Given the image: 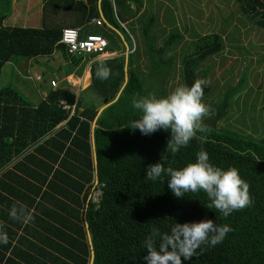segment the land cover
<instances>
[{"label": "trees", "instance_id": "1", "mask_svg": "<svg viewBox=\"0 0 264 264\" xmlns=\"http://www.w3.org/2000/svg\"><path fill=\"white\" fill-rule=\"evenodd\" d=\"M43 4L42 28L6 26L8 16L0 17V78L8 63L56 52L67 61L66 75L74 74L84 56H69L60 43L68 28H79L82 39L103 36L109 42L108 53L126 52L125 43L132 49V40L136 49L127 55L124 88L125 55L120 80L110 81L113 72L99 79L98 64L92 67V89L101 96V105L60 85L38 104L11 84L1 88L0 229L9 240L0 244V264H143L142 244L152 225L164 232L176 221L205 218L227 223L233 231L221 244L198 249L199 255L185 264H264V136L203 124L197 133L206 137L203 143L193 139L174 159L163 161L166 167L180 168L194 162L203 149L216 166L238 169L249 185L252 203L225 218L204 206L208 199L203 192L176 198L166 179L145 181L146 166L161 160L170 132L161 129L144 136L130 128L141 115L131 107L133 97L150 93L142 78L141 57L149 74L154 77L159 70L163 81L175 69V61L185 85L207 81L210 68L205 64L225 56L229 45L239 41L241 31L234 23L240 22L248 33L251 28L264 30V0H235L237 12L209 32L190 31L187 24L183 31L175 15L162 17L161 7L153 12L154 4L144 0H43ZM94 19H101L102 25L93 24ZM247 21L251 28L244 27ZM185 45H190L188 52ZM84 70L80 67L77 76ZM202 87L204 99L210 88ZM242 88L228 89L237 94ZM229 93L221 104L223 117L233 109ZM108 104L93 130L100 108ZM246 113L247 109L240 111L241 117ZM254 130L258 131L256 126ZM16 200L34 210L32 223L24 225L8 216Z\"/></svg>", "mask_w": 264, "mask_h": 264}, {"label": "clouds", "instance_id": "2", "mask_svg": "<svg viewBox=\"0 0 264 264\" xmlns=\"http://www.w3.org/2000/svg\"><path fill=\"white\" fill-rule=\"evenodd\" d=\"M110 69L103 62L96 69L99 79H107ZM207 81L196 80L191 86L184 85L170 94L157 97L149 93L133 97L131 107L141 115L131 122L130 128L139 130L141 135L149 136L158 130L170 132L166 150L161 160L145 168V181L157 182L166 179L168 189L174 197L183 198L187 193L206 194L207 209H215L227 218L235 211L242 210L252 203L248 183L235 167L221 168L210 161L207 151L201 149L195 154L194 162L177 168L165 166L163 161L174 159L181 148L191 140L201 143L206 137L198 136L203 131V119L209 109L202 97ZM8 216L24 225L34 221V210L22 201L16 200L8 209ZM227 224L216 223L213 219L175 222L168 231L152 225L142 246L146 250L143 264H185L199 255L203 247H215L221 244L232 232ZM8 233L0 229V244H7Z\"/></svg>", "mask_w": 264, "mask_h": 264}, {"label": "rangeland", "instance_id": "3", "mask_svg": "<svg viewBox=\"0 0 264 264\" xmlns=\"http://www.w3.org/2000/svg\"><path fill=\"white\" fill-rule=\"evenodd\" d=\"M156 1L157 2L153 6V12L159 11L158 7H161L160 15H162V17L167 15L169 18L171 17V14L175 15L176 18L180 20V25L182 26L183 31L185 24H187L190 31L193 29L201 31V29L204 28L205 31H212L215 25H220L223 18H227L237 12L235 0ZM13 4V0H0V17L8 16L12 11ZM32 24L33 25L31 26L40 27L37 23ZM204 24L207 26L204 27ZM234 24L237 25L241 31L239 41L229 45L225 56L214 57V60L205 64L207 68H210V70H208L206 85L210 88V93L202 99L203 103L209 109V112L204 117L202 124L210 125L212 127L219 126L220 128L232 130L241 135H255L253 137L261 138L264 136V30H258L255 28L252 29L251 23L247 21V26L244 27L251 28V31L248 33V30L244 29L240 22H236ZM123 25L125 26H123V28L127 29V32L131 30L130 26H127V24ZM233 38H235V36ZM132 42V47H134L135 41L132 40ZM189 46L185 45V48H183L185 50L184 52L189 51ZM187 54L188 53H185L184 56ZM107 55H105L106 57L99 56V58L102 59L103 57L104 59L98 61L96 65L101 62L104 64L109 63L107 67L110 69V72L114 73H111V78L113 80L110 81L120 80L122 75V56H126L127 52H118V56L120 55L121 59H118L113 63L111 61V56L108 57ZM143 58L144 57L140 58L143 61L142 67L140 66L143 72L142 78L146 81L151 94H154L157 97H163L174 91L176 87L185 85L180 73L181 71L180 66H178V62L176 65L175 61V64L172 67V69H175L171 70L170 75H168L163 81L159 70L155 73L156 75H154V77L149 74L150 72L146 67V63H144L145 60ZM92 62H94V60H92ZM88 64L86 65L85 71H88L95 65L91 66ZM153 72L154 71L151 73ZM8 73L9 66H7L3 71L0 78V87L6 85V82L10 80V78L7 77ZM72 76L73 75L68 77L63 76L59 85L72 90L77 96L81 93L79 90H82V93H87V95L90 96V99H100L97 102L99 105L103 103L101 96L98 95V97H96L98 92L96 93L94 90L91 91L93 84H91L90 88H86L88 83L83 81L85 75L83 78L79 79L80 81L78 84H73L71 80ZM89 80L90 79H88V81ZM13 82L14 81H12V84H14ZM26 83L28 84L26 88H28L27 90L30 93V96L28 97L29 100L31 102L39 100L42 84L38 83L35 86L29 81H26ZM239 85H243V88L239 90L237 94L236 92H233V90L230 91V89H228L231 87L237 89ZM227 93H229L228 102L232 103L233 109L229 111L230 114L228 116L223 117L219 113L222 110L221 104L224 100V94ZM252 108L253 111H251ZM246 109L247 113L241 117L242 115L240 114V111L241 113L246 112ZM225 111H228V108H225ZM255 126L257 127V132L254 130ZM98 193L100 192H95V194Z\"/></svg>", "mask_w": 264, "mask_h": 264}, {"label": "crops", "instance_id": "4", "mask_svg": "<svg viewBox=\"0 0 264 264\" xmlns=\"http://www.w3.org/2000/svg\"><path fill=\"white\" fill-rule=\"evenodd\" d=\"M13 1H14V4H13L12 11L8 15V18L5 22L6 26L37 28L38 26L36 27L31 26L33 25L32 23H37L40 26L38 28L43 27V6H44L43 0H13ZM144 2L145 3L151 2L155 4L157 1L156 0H144ZM127 51L128 50L126 49V52ZM60 53L61 52H56L52 56L37 57V58L30 59V60L14 61V62L6 64L5 67L3 68V71L7 66H9V73L7 77L10 78V80L7 81L6 83L13 85L18 90L20 89L21 91L20 90L19 91L28 100H29L28 97L30 96V93L27 90L28 88H26V86H28L26 81L33 83L35 86L36 84L41 83L42 90L40 91V99L32 101L33 103L38 104L41 101V99H43L48 93V91H50V89L52 88L51 81L53 79L61 82V80L63 79V76H67L66 75L67 61L65 60L64 55L62 53L60 55ZM120 55L118 56V52H114V53H108L107 56L108 57L111 56V61L113 63V62H116V60L121 59ZM126 58H127V55H126ZM102 59L104 58L102 57ZM102 59L99 58L98 56L97 57L96 56L95 57L84 56V60L82 61L81 65L75 68L74 74H72L73 76L71 77V80L73 84H78L80 81L79 79L83 78V76L85 75L83 81H86L88 83L86 88H90L91 84H93L94 82L93 76H92V67H93L92 65L98 63V61ZM92 60H94V62H92ZM88 62L92 67L88 71L84 70L82 76L80 77L77 76V70L82 66H85L86 68V65L88 64ZM3 71H2V74H3ZM39 77H41V80L37 79ZM88 79L90 80L88 81ZM12 81H14L13 82L14 84H12ZM2 87H0V90ZM92 90L94 89H91V91ZM79 91H81V93L78 96L82 94L83 97L85 96L90 99V96L87 95V93L83 94L82 90H79ZM94 91L97 93L96 90ZM98 95L99 94L97 93L96 97H98ZM91 100H94V99L91 98ZM99 100L100 99H96L94 101H99ZM102 108L103 107H101L100 109Z\"/></svg>", "mask_w": 264, "mask_h": 264}, {"label": "built area", "instance_id": "5", "mask_svg": "<svg viewBox=\"0 0 264 264\" xmlns=\"http://www.w3.org/2000/svg\"><path fill=\"white\" fill-rule=\"evenodd\" d=\"M93 24H96L98 26L102 25L101 19H94L92 21ZM122 26H124L122 24ZM125 27V26H124ZM127 31V29H125ZM80 29L79 28H68L63 30L62 38L60 43L65 45L67 48V53L69 56L75 57V56H105L108 54V47L109 42L100 35H89L88 37L82 39L80 37ZM136 49V45L134 44V47L129 48L127 51V55L134 53ZM32 79V78H31ZM38 80H41V77L37 78ZM59 85V81L53 79L51 81V86L53 88H57ZM97 195V194H96Z\"/></svg>", "mask_w": 264, "mask_h": 264}, {"label": "water", "instance_id": "6", "mask_svg": "<svg viewBox=\"0 0 264 264\" xmlns=\"http://www.w3.org/2000/svg\"><path fill=\"white\" fill-rule=\"evenodd\" d=\"M100 2H101V0H100ZM122 39H123V38H122ZM125 46H126V49L129 50V48H130L129 45H127V44L125 43ZM127 82H128V56H127L126 64H125V83H124L123 88L126 86ZM123 88L121 89V91H120V93L118 94V96H117V98H116L115 101H117V99L120 97V95H121V93H122V91H123ZM109 105H111V104H108V105H106L105 107H103L102 109L99 110V113H98V115H97V117H96V119H95V121H94V124H93V130L96 128V122H97L98 118L100 117V115L102 114V112H103V111H104ZM95 164H96V170H97V159H96V156H95ZM88 231H89V229H88ZM93 260H94V253H92V261H93Z\"/></svg>", "mask_w": 264, "mask_h": 264}]
</instances>
